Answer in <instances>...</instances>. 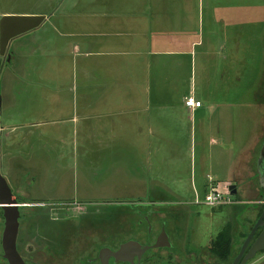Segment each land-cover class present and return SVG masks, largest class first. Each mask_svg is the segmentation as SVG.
<instances>
[{"label":"crops","instance_id":"obj_1","mask_svg":"<svg viewBox=\"0 0 264 264\" xmlns=\"http://www.w3.org/2000/svg\"><path fill=\"white\" fill-rule=\"evenodd\" d=\"M216 1L92 0L88 28L60 32L69 50L60 53L59 79L72 85L51 96L59 116L49 124L65 127L72 121L87 132L89 146L112 147L102 165L106 177H165L168 169L183 175L186 169L176 160L181 148L201 147L190 171L196 183L201 180L204 195L211 183L219 188L220 177H228L239 203H250L249 194L254 204L263 203L256 177L264 143V66L256 80L244 72L258 61L243 36L253 34V23L246 16L232 19ZM247 79L252 85L241 89ZM190 96L202 106L188 107ZM9 154L18 167L10 149ZM92 164L96 169V161ZM150 193L171 189L157 181Z\"/></svg>","mask_w":264,"mask_h":264},{"label":"rangeland","instance_id":"obj_2","mask_svg":"<svg viewBox=\"0 0 264 264\" xmlns=\"http://www.w3.org/2000/svg\"><path fill=\"white\" fill-rule=\"evenodd\" d=\"M90 1L0 0V20L5 15L49 18L34 34L14 40L11 51L13 55L15 52V57L12 56L9 65H4V58L0 56V164L3 174L20 191L29 193H24L28 198L57 200L79 197L97 202L93 204L96 207L111 208L120 216L124 210L138 208L146 201L162 199L167 203H160L162 208L159 209V218L168 222V232L175 249L171 255L168 254L170 258L166 256V251L158 252L156 255L161 259L157 264H220V259L212 250L220 236L228 238L233 248L231 261L221 264H231L264 211V201L254 204V194H249L247 200L250 203H239L242 199L237 194L233 195L237 201L234 205L218 208L205 205V195L199 185L201 180L196 183L195 176H191L199 163L201 147L181 148V155L176 160L186 169L183 175L176 176L168 169L162 172L165 177H159L157 173L136 178L124 175L106 177L102 165L107 163L112 147L89 146L84 141L87 132L77 128L72 121H68L65 127L49 124L51 119L56 122L59 116L56 112L57 99L51 96L62 90L63 85L66 88L69 83L70 88L72 85V81L62 83L59 79L58 70L64 60L60 53L69 50L64 47L69 39L61 37L60 32L88 28L85 16ZM218 3L220 11L228 12L232 19L242 16L243 20L246 16L250 24L253 23L255 36L252 33L243 36L246 44L253 45V54L258 61L250 70L248 67L244 69V72L249 71L255 80L258 79L262 73L261 63L264 66V0H218ZM216 12L219 14L218 10ZM248 37L250 40L246 39ZM65 60L71 61V58ZM252 83L247 79L240 88L246 89ZM73 116L71 112L67 118L72 120ZM46 118L50 119L48 123ZM11 134H15L16 139L10 140ZM9 149L17 158L18 167L11 163ZM91 161H96V169ZM131 161L136 163L134 159ZM10 164L14 167L12 172ZM225 170L228 172V169ZM157 181L168 186L171 194H148L152 190V183L156 186ZM256 181H259V175ZM218 183V190L222 194H231L230 186L234 183H230L228 177H220ZM146 188L150 191L146 192ZM260 191L264 200V189ZM114 224L119 226L120 223ZM263 258L264 253H261L249 264H256Z\"/></svg>","mask_w":264,"mask_h":264},{"label":"flooded vegetation","instance_id":"obj_3","mask_svg":"<svg viewBox=\"0 0 264 264\" xmlns=\"http://www.w3.org/2000/svg\"><path fill=\"white\" fill-rule=\"evenodd\" d=\"M263 150L264 143L257 162L259 184L264 189ZM0 170L6 178L1 164ZM6 179L20 203L16 245L25 264H157L161 259L156 255L158 252L166 251L170 258L175 249L168 222L159 218V209L162 208L159 203L145 202L138 208L124 210L120 216L111 208L96 207L93 204L97 202L79 197L57 200L28 198L24 196L27 192L20 191L10 178ZM115 222L120 223L119 226ZM5 228L6 219L0 206V264H10L4 251ZM262 230L260 228L255 237ZM167 239L169 247L166 246ZM159 242L165 246L145 252L146 247ZM252 243L254 241L245 255Z\"/></svg>","mask_w":264,"mask_h":264},{"label":"water","instance_id":"obj_4","mask_svg":"<svg viewBox=\"0 0 264 264\" xmlns=\"http://www.w3.org/2000/svg\"><path fill=\"white\" fill-rule=\"evenodd\" d=\"M48 19L47 16H33V15H5L0 20V56L4 58V65H9L13 53L11 51V45L14 40L21 36L29 34L38 30ZM264 151V150H263ZM264 152H262L261 157ZM232 195H237L238 190L235 185L230 187ZM0 206L4 211V217L6 219V228L4 232V251L5 257L9 260L10 264H25L21 256L17 251V237L19 231V218H20V203L13 194V191L7 181L2 175L0 170ZM260 228H263L262 232L255 237ZM167 247L170 246V242L167 239ZM251 248L245 255L251 242ZM165 245H161L159 242L155 246L146 247L145 252L149 249L161 248ZM264 252V211L258 218L253 229L245 239L241 246L239 254L234 258L231 264H248V262L254 260L258 253ZM170 264V263H163ZM264 264V260L259 263Z\"/></svg>","mask_w":264,"mask_h":264},{"label":"built area","instance_id":"obj_5","mask_svg":"<svg viewBox=\"0 0 264 264\" xmlns=\"http://www.w3.org/2000/svg\"><path fill=\"white\" fill-rule=\"evenodd\" d=\"M186 105L192 109H195L201 107L202 102L198 101L195 96H190L186 99ZM204 203L209 207L218 208L234 205L237 203V201L233 199L232 194L228 196L222 194L218 190V187L211 183L207 193L204 196Z\"/></svg>","mask_w":264,"mask_h":264},{"label":"trees","instance_id":"obj_6","mask_svg":"<svg viewBox=\"0 0 264 264\" xmlns=\"http://www.w3.org/2000/svg\"><path fill=\"white\" fill-rule=\"evenodd\" d=\"M212 250L215 251L216 256L220 259V264L229 263L233 257V248L231 246V242L228 238L220 236Z\"/></svg>","mask_w":264,"mask_h":264}]
</instances>
